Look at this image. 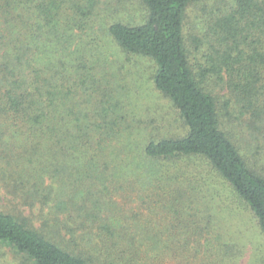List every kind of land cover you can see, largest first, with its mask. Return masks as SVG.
Listing matches in <instances>:
<instances>
[{
	"label": "trees",
	"instance_id": "trees-1",
	"mask_svg": "<svg viewBox=\"0 0 264 264\" xmlns=\"http://www.w3.org/2000/svg\"><path fill=\"white\" fill-rule=\"evenodd\" d=\"M114 1L0 0V246L18 264H187L158 217L215 208L264 242V0ZM111 51L150 63L171 117L133 111Z\"/></svg>",
	"mask_w": 264,
	"mask_h": 264
},
{
	"label": "rangeland",
	"instance_id": "rangeland-1",
	"mask_svg": "<svg viewBox=\"0 0 264 264\" xmlns=\"http://www.w3.org/2000/svg\"><path fill=\"white\" fill-rule=\"evenodd\" d=\"M119 1L121 5L118 6V9L121 13L130 12L127 15L132 14L135 17L142 13V8L137 0ZM119 4L116 1L110 2L108 7L116 9ZM137 20L139 22L140 18ZM194 20L197 21L194 14L192 15L190 12L189 22ZM109 55V60H113L116 65L121 67L123 84L127 86L129 94L137 99V108L133 109L136 114L144 118H150L152 114H155L156 118L162 117V119L172 116L170 114L172 108L169 103L155 95L151 89L149 72L146 71L149 62L134 57L127 61L125 56L115 55L112 51ZM222 94L225 95V92L222 91ZM199 169L200 176L196 180L201 181V178L206 176V172L202 168ZM201 188L205 190L204 187ZM236 210L222 211L215 208L205 212L206 214L204 212L194 215L191 212L185 214L189 217H197L199 220L181 219L177 214L166 212L164 215L161 212L158 217L161 222L157 224V227L161 231L164 241L168 239L165 227L169 226V238L173 242L188 244L187 264H264V242L254 217L252 214ZM202 218L209 219L210 224L203 221ZM197 254L198 256H196ZM158 262L159 264H169L168 262L163 263L159 259ZM0 264H18L12 253L2 246H0Z\"/></svg>",
	"mask_w": 264,
	"mask_h": 264
}]
</instances>
